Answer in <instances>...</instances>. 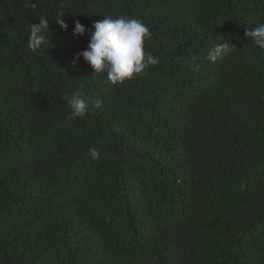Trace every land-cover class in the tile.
<instances>
[{
  "label": "trees",
  "instance_id": "trees-1",
  "mask_svg": "<svg viewBox=\"0 0 264 264\" xmlns=\"http://www.w3.org/2000/svg\"><path fill=\"white\" fill-rule=\"evenodd\" d=\"M39 16L51 43L32 51ZM119 16L160 63L113 84L73 31ZM258 23L264 0H0V264H264ZM78 91L102 108L69 118Z\"/></svg>",
  "mask_w": 264,
  "mask_h": 264
},
{
  "label": "clouds",
  "instance_id": "clouds-1",
  "mask_svg": "<svg viewBox=\"0 0 264 264\" xmlns=\"http://www.w3.org/2000/svg\"><path fill=\"white\" fill-rule=\"evenodd\" d=\"M32 8L36 5L32 4ZM64 13L57 14L56 23L65 31L68 25L62 19ZM39 23L32 24L29 34L28 47L35 51L41 48L46 49L51 43L48 38L49 21L45 16H39ZM93 30L76 22L73 31L74 36H82L86 32L90 35L88 48L78 54L77 59L82 56L90 66L95 70V74L107 73V78L113 84L123 83L126 80H132L137 76H142L150 68L160 63V57L151 52L146 53L145 42L151 38L150 29L140 19H132L126 16L117 18L106 17L97 21L93 25ZM247 38L264 49V23H258L254 28L246 32ZM235 46L226 41L217 44L210 49L205 57L206 60L215 63L218 59L231 56L234 53ZM196 57L193 56V59ZM196 67V66H194ZM64 100L70 110L69 118H84L91 108L101 109L103 101L100 99L85 100L82 92H74L65 96ZM92 158L99 159L100 153L96 149L91 150ZM167 225L166 230L171 228L178 231L180 224ZM169 224V223H168ZM198 242L194 239L189 246L196 248Z\"/></svg>",
  "mask_w": 264,
  "mask_h": 264
}]
</instances>
